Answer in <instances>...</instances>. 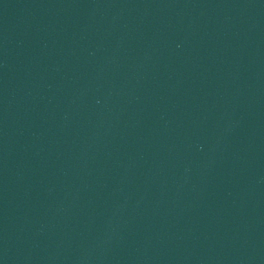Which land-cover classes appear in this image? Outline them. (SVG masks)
Returning a JSON list of instances; mask_svg holds the SVG:
<instances>
[{
  "label": "water",
  "instance_id": "obj_1",
  "mask_svg": "<svg viewBox=\"0 0 264 264\" xmlns=\"http://www.w3.org/2000/svg\"><path fill=\"white\" fill-rule=\"evenodd\" d=\"M0 264H264V0H0Z\"/></svg>",
  "mask_w": 264,
  "mask_h": 264
}]
</instances>
